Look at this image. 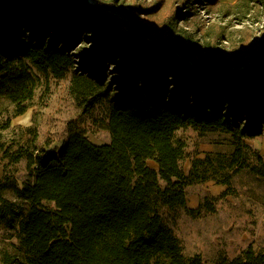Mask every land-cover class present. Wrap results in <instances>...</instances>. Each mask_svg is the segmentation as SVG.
Instances as JSON below:
<instances>
[{
	"label": "trees",
	"instance_id": "16d2710c",
	"mask_svg": "<svg viewBox=\"0 0 264 264\" xmlns=\"http://www.w3.org/2000/svg\"><path fill=\"white\" fill-rule=\"evenodd\" d=\"M103 4L0 0V97L17 104L32 96L29 65L60 76L75 63L80 74L72 90L89 99L88 107L108 102L111 136L96 144L70 128L58 151L27 155L33 181L13 191L28 208L0 193V224L18 239L17 252H3L2 264H203L200 254L182 253L160 211L186 207L185 187L211 177L207 158L193 159L185 174V145L175 142V131L264 133V61L202 70L192 54L145 41ZM250 5L264 9V0H238L235 8L249 11ZM132 9L139 19L140 7ZM241 155L236 147L227 169L245 167L264 178L263 158L249 166ZM230 181L226 174L218 182L229 187ZM224 264H264V254L248 246Z\"/></svg>",
	"mask_w": 264,
	"mask_h": 264
},
{
	"label": "rangeland",
	"instance_id": "374dc122",
	"mask_svg": "<svg viewBox=\"0 0 264 264\" xmlns=\"http://www.w3.org/2000/svg\"><path fill=\"white\" fill-rule=\"evenodd\" d=\"M98 1L119 15H123L119 8H124L130 17L124 16L150 38L176 46L208 66L252 62L260 59L264 48V9L250 5L249 11H238V0ZM135 5L140 7L139 19L132 9ZM27 70L34 79L32 96L17 104L0 97V193L25 210L27 203L15 197L13 188L33 181L35 165L28 168L27 155L58 151L70 128L83 130L96 144L111 140L106 126L108 102L103 100L91 108L85 105L89 99L82 101L72 90L73 78L80 74L77 64L60 76L32 65ZM240 137L192 126L175 131V142L185 145L181 160L185 174L193 159L207 158L211 177L185 187L186 207H162L160 211L165 224L179 239L182 253L200 254L203 264H224L248 246L264 254V178L245 167L227 169L228 158L236 147L242 150L240 157L246 158L249 166L257 163L258 155L264 160V133ZM18 153L23 155L14 161ZM148 164L157 168L151 160ZM226 174H231L229 187L218 182ZM44 204L54 207L52 202ZM188 208L193 212L189 213ZM16 234L0 224V257L3 252H17Z\"/></svg>",
	"mask_w": 264,
	"mask_h": 264
},
{
	"label": "water",
	"instance_id": "95a60500",
	"mask_svg": "<svg viewBox=\"0 0 264 264\" xmlns=\"http://www.w3.org/2000/svg\"><path fill=\"white\" fill-rule=\"evenodd\" d=\"M99 7L109 10V8H108L107 6H105V5H100ZM110 11L115 12L114 10H110ZM115 13H117V12H115ZM120 16L125 20L126 23H128V24L131 26V28H132L137 34L141 35L145 41H148V42L163 43V44L169 46L170 48H172V49H174V50L176 49L174 46L168 44V43L165 42V41H162V40H156V39H150V40L147 39V36H146L144 30H143L140 26H138V25H137L135 22H133L130 18H127V17H125L124 15H120ZM185 58H186V57H185ZM260 61H264V53H263V55L260 57V59L255 60V61H252V62H248L247 64L242 65V67H243V66H244V67L252 66V65H254V64H256V63H258V62H260ZM198 67H199L200 69H202V70H210V71L213 70V69H215V68H213V67H209V66H207L206 64H203V63H202L201 65H199Z\"/></svg>",
	"mask_w": 264,
	"mask_h": 264
}]
</instances>
